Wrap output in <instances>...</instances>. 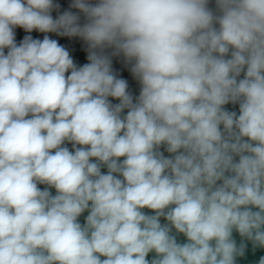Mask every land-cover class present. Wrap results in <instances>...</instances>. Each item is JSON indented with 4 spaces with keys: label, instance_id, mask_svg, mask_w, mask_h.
Instances as JSON below:
<instances>
[{
    "label": "clouds",
    "instance_id": "1",
    "mask_svg": "<svg viewBox=\"0 0 264 264\" xmlns=\"http://www.w3.org/2000/svg\"><path fill=\"white\" fill-rule=\"evenodd\" d=\"M208 4L72 0L81 24L0 0V264H235L234 230L264 247V0ZM17 27L81 38L88 63Z\"/></svg>",
    "mask_w": 264,
    "mask_h": 264
},
{
    "label": "trees",
    "instance_id": "2",
    "mask_svg": "<svg viewBox=\"0 0 264 264\" xmlns=\"http://www.w3.org/2000/svg\"><path fill=\"white\" fill-rule=\"evenodd\" d=\"M93 3H95V0H92ZM54 4L59 5V8L54 9L52 11V16L55 19L59 14H62L65 11H71L73 13H76L80 16V23H85V17L82 13H79L77 9H74L71 7L72 0H54ZM208 7L212 10H215L216 4L215 0H209ZM16 33H19L22 28L17 27L14 29ZM31 34H34L36 39H43L45 35H48L51 39L57 40L63 47H65L68 51L70 56L73 60L77 61V63L82 66L86 63H88L87 56H88V46L85 41H83L79 37H66V36H59L55 33H40L38 31H33ZM111 49L106 50L107 54H111ZM112 69L113 72L116 74L118 78L125 79L128 83V91L132 94V96L138 97L140 93V84L135 79L133 74L130 71L131 65L126 63L123 56H112ZM243 78V73L241 74V77ZM111 102L113 104L118 103L119 101L110 98ZM238 104H227L225 105V109L228 111H233ZM126 114V113H125ZM67 145L70 143H66ZM41 185V184H40ZM39 185V186H40Z\"/></svg>",
    "mask_w": 264,
    "mask_h": 264
},
{
    "label": "water",
    "instance_id": "3",
    "mask_svg": "<svg viewBox=\"0 0 264 264\" xmlns=\"http://www.w3.org/2000/svg\"><path fill=\"white\" fill-rule=\"evenodd\" d=\"M233 111L237 112V114H239V106H237ZM160 151H162L164 153V155L167 157L170 154L167 153L164 149V147L162 146ZM122 159V158H121ZM238 159V158H237ZM102 173H107V168L106 167H102L101 168ZM41 190H44L45 188H47V185H43L41 184L40 186H38ZM52 195H55V189L54 188H50L49 189ZM256 209H254L255 211ZM142 211H144L146 214H154L151 210L149 209H143ZM88 215V212L85 211L78 219L79 222L83 225L85 223V218ZM161 223H166V221L163 219V217L161 218ZM173 234L176 235L177 238V242L178 243H185L186 242V237L183 236V234H176L175 230L173 229ZM232 238L235 240L236 244L238 247H240L241 245L244 246V251H243V255H238L235 259V264H260V261L262 258H264V247H260V246H255L253 244L252 241L248 240L245 237H242L238 232H236L235 230L233 231L232 234ZM155 256V253H149L148 255V259L149 261ZM103 259V258H102Z\"/></svg>",
    "mask_w": 264,
    "mask_h": 264
},
{
    "label": "flooded vegetation",
    "instance_id": "4",
    "mask_svg": "<svg viewBox=\"0 0 264 264\" xmlns=\"http://www.w3.org/2000/svg\"><path fill=\"white\" fill-rule=\"evenodd\" d=\"M15 31V30H14ZM15 34H16V42H17V44H19L22 40H23V38L26 36V35H31L32 37H33V39H36L35 38V36H34V34H31V33H27V32H25L24 30H21L19 33H16L15 32ZM7 53V49L5 50V54ZM74 61V63L79 67L80 65L77 63V61H75V60H73ZM65 146H67L68 148H69V150H72V145L70 144H66ZM40 185V184H39ZM38 185V186H39Z\"/></svg>",
    "mask_w": 264,
    "mask_h": 264
}]
</instances>
